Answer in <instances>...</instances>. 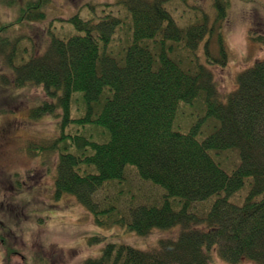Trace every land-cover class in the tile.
Wrapping results in <instances>:
<instances>
[{"label":"trees","instance_id":"trees-1","mask_svg":"<svg viewBox=\"0 0 264 264\" xmlns=\"http://www.w3.org/2000/svg\"><path fill=\"white\" fill-rule=\"evenodd\" d=\"M119 1L128 17L113 15L114 4L99 12L86 1L84 10L91 15L74 12L67 22L75 33L68 38L52 35L42 52L25 59H18L14 47L4 52L11 79L2 78L0 88L39 86L45 100L33 105L30 118L58 119L64 147L54 179L56 198L74 195L103 226L99 215L112 209L99 210L93 194L105 182L122 180L128 166L164 190L159 205L134 207L127 222L122 217L115 222L138 236L177 228L174 237H160L150 250L108 242L82 264H217L214 253L226 264H264V56L239 71L235 87L220 95L211 67L227 61L219 29L228 0H212L211 25L203 17L186 28L170 13L169 0ZM46 3L26 0L15 23L44 19ZM126 24L129 41L117 57L108 45ZM251 28L250 38L263 42L264 29ZM211 35L218 43L215 56L208 47ZM5 46L6 38L0 39V52ZM182 50L190 54L187 64L173 54ZM74 93H81L84 103L78 116L71 112ZM199 98L202 114L186 131L174 127L177 108ZM208 120L211 129L202 131ZM70 125L74 133L66 131ZM90 126L99 127L103 138L87 134ZM233 152L238 161L228 169L221 156ZM82 164L94 170L82 172ZM239 191H245L240 202L233 198ZM210 197L204 215L192 209ZM101 235L89 242L101 243Z\"/></svg>","mask_w":264,"mask_h":264},{"label":"rangeland","instance_id":"rangeland-1","mask_svg":"<svg viewBox=\"0 0 264 264\" xmlns=\"http://www.w3.org/2000/svg\"><path fill=\"white\" fill-rule=\"evenodd\" d=\"M86 1L96 4L99 12L102 5L114 4L111 7L113 15L128 17L119 0H47L49 3L41 6L44 19L16 24L19 9L26 0H0V29L5 26L0 30V39L7 40V46L0 52V82L2 78L11 79L5 51L14 47L18 59L20 56L25 59L29 54L42 52L41 46L44 47L52 35L68 38L75 30L67 19L78 10L82 18L91 15L88 9L84 10ZM226 7V18L219 30L227 61L223 66L211 67L220 95H226L235 87L239 71L264 56V41H254L249 35L252 25L253 28L261 26L264 29V0H228ZM167 8L182 28L204 21L203 17L206 25H211L216 14L212 0H169ZM130 32L129 24L114 32L108 49L117 53V57L125 51ZM211 37L208 47L215 56L218 43L216 35ZM201 50L200 46L197 49L200 56L203 55ZM173 54L185 64L190 57L185 50L174 51ZM73 96L77 98L72 103V115H81L80 108L84 103L78 97L82 98V94L74 93ZM44 100L43 91L36 85L0 88V264H82L84 259L97 256L101 245L108 242L150 250L160 237H174L177 228L153 230L146 236H138L115 222L119 217L127 222L129 211L134 207L159 205L164 199V190L142 180L134 167L125 169L122 180L105 182L93 194L99 210L112 209L99 215L103 226L95 223L92 214L74 195L54 196L57 164L64 147L58 119L49 115L30 118L33 105ZM202 107L200 98L178 107L174 127L186 131L196 115L202 114ZM212 123L211 120L204 122L202 131L208 132ZM75 130L76 127L70 125L66 131L74 133ZM89 133L97 140L103 138L97 126L88 127ZM221 157V163L228 169L238 161L234 152L227 158L225 155ZM81 170L87 173L94 169L82 164ZM244 192H237L234 200L240 202ZM213 198L194 203L192 209L204 215ZM96 233H103L104 236H99L101 243L89 242ZM213 259L217 264H226L216 253ZM239 264L250 263L244 261Z\"/></svg>","mask_w":264,"mask_h":264}]
</instances>
